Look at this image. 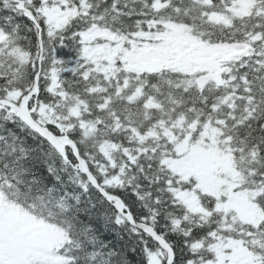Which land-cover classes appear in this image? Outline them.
<instances>
[{
    "label": "snow or ice",
    "instance_id": "obj_1",
    "mask_svg": "<svg viewBox=\"0 0 264 264\" xmlns=\"http://www.w3.org/2000/svg\"><path fill=\"white\" fill-rule=\"evenodd\" d=\"M0 264H264V0H0Z\"/></svg>",
    "mask_w": 264,
    "mask_h": 264
}]
</instances>
